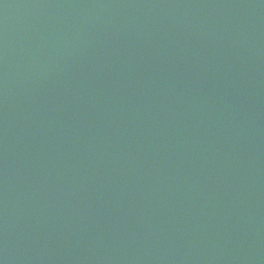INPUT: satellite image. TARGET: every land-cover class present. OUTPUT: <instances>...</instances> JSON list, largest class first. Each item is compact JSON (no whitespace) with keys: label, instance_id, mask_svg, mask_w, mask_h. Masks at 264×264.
Segmentation results:
<instances>
[{"label":"water","instance_id":"obj_1","mask_svg":"<svg viewBox=\"0 0 264 264\" xmlns=\"http://www.w3.org/2000/svg\"><path fill=\"white\" fill-rule=\"evenodd\" d=\"M0 264H264V0H0Z\"/></svg>","mask_w":264,"mask_h":264}]
</instances>
